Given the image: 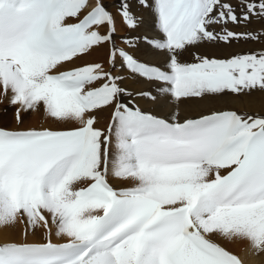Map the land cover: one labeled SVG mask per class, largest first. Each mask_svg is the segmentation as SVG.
<instances>
[{"label":"snow or ice","instance_id":"snow-or-ice-1","mask_svg":"<svg viewBox=\"0 0 264 264\" xmlns=\"http://www.w3.org/2000/svg\"><path fill=\"white\" fill-rule=\"evenodd\" d=\"M115 8L130 32L143 22L134 9L153 14L158 35L142 39L164 56L162 67L117 47L104 0H0L5 112L17 126L40 112L79 125L0 127V229L19 223L25 237L42 235L0 243V264H244L218 239L264 255V117L213 111L181 122L178 112L165 119L136 102L264 91V50L227 59L189 51L260 42L264 32L228 25L264 22V0H118ZM140 40L121 43L135 50ZM103 46L108 71L65 67ZM186 53L193 62L182 61ZM121 71L157 87L133 94ZM106 108L101 130L94 113Z\"/></svg>","mask_w":264,"mask_h":264},{"label":"bare ground","instance_id":"bare-ground-1","mask_svg":"<svg viewBox=\"0 0 264 264\" xmlns=\"http://www.w3.org/2000/svg\"><path fill=\"white\" fill-rule=\"evenodd\" d=\"M92 1L90 0V3ZM139 17H143V22L139 25L136 31L130 32L131 36L140 37L141 40L139 41V45L135 50L128 49L127 51H131V53L137 58L141 60V62H146L151 65H158L163 66L164 64V56L153 51L150 47L143 43V37L147 36L149 38L155 37L158 35L157 30L154 24V17L153 14L146 11V10H138L137 12ZM82 18V16H81ZM67 23L72 24L76 23L75 19L69 18ZM117 28V27H116ZM119 31V28H117ZM206 45H201L198 50L205 48L212 56L215 52V47H205ZM109 49L107 46L103 47H95L93 50L90 51L89 54H86L79 59H76L74 63L67 64L66 68L83 66L85 64L90 63H100L102 65L107 63V53ZM191 52V51H190ZM208 53V54H209ZM108 66V65H107ZM117 67H119V62L117 63ZM113 74H117L113 72ZM120 75H124L125 79L121 83V86L128 89L133 94L143 91V90H155L157 87L153 84H148L140 78H137L126 71H121ZM243 96V95H242ZM206 97V96H205ZM263 98V97H262ZM128 98H125V101ZM206 102L200 103V102ZM139 107L145 111H151L152 114L169 119L172 115L178 112L179 120L182 122L186 118H198L201 115H207L212 113L213 111H235L237 114L241 115H253V116H260L264 117V105H257L255 108L252 103L249 102L247 98L244 96H236V95H218L211 98H194V99H187L182 100L179 104L174 102L165 103L163 101L158 103H150L145 102L142 99L137 98L136 100ZM260 102V101H259ZM261 103V102H260ZM212 105V106H209ZM111 108H106L102 110H97L94 115L96 118L95 127L101 130H106L107 126L111 120ZM57 122H53L46 118L45 125H34V124H25L21 127H17L15 124H12L10 128H6L9 130H27V129H37L40 130L42 128H48L54 131H63V130H70L72 128L78 127L75 123H63V126H55ZM25 227L21 224H17L14 228H3L0 229V243L10 242V243H38L42 240L41 233L37 232L36 235H32L31 232L25 237L24 236ZM223 239H218L217 241H222ZM53 242H65L63 240H56L53 239ZM222 244V242H221ZM227 244V243H226ZM236 244V243H235ZM234 245V244H232ZM240 245V244H239ZM238 246V245H237ZM227 247V246H226ZM232 250L234 247L232 246ZM228 250V249H227ZM230 251V250H229ZM234 252V251H233Z\"/></svg>","mask_w":264,"mask_h":264},{"label":"rangeland","instance_id":"rangeland-1","mask_svg":"<svg viewBox=\"0 0 264 264\" xmlns=\"http://www.w3.org/2000/svg\"><path fill=\"white\" fill-rule=\"evenodd\" d=\"M104 3H105V6L107 7V9L110 12H112L113 15L116 17V27L119 28V31H117V28H116V33H115L114 39L116 41L117 47L124 48L127 51L128 48L126 45L121 43V38L122 37H129V36H131V34H130V32H128L129 30L122 24L119 16L116 15L115 5L118 3V0H104ZM134 12L136 13L137 17H139L137 14L138 10L134 9ZM228 28H229V30H231L233 32H255V33H259V32H264V22L253 20L247 26L241 25V26L237 27V26H233V25L229 24ZM217 30H219V29H217ZM104 31H105L104 29H101L102 33ZM131 37H135V36H131ZM139 44L140 43L138 41V45ZM203 45H206L205 47H212V48L215 47L214 55L212 56L208 51L205 50V48H202L201 50L190 49L189 51L198 52L200 55L207 56L209 58L227 59V58H230L231 56L237 55V54H245V53H251V52H255V51L264 50V38H262L260 42H252V41L236 42V41H233L231 44H228V45H225V44H217V45L203 44ZM106 53H107L106 59L108 60L109 52H106ZM136 59L140 60L138 57ZM181 59L184 62H193L192 56L188 53H186ZM107 65H108V63L103 65L105 71L109 70V65L108 66ZM225 94L236 95V96H241V97L244 96L245 98H247L249 100L250 103H252V105L255 108H257L258 104L264 105V91L256 90V91H252L251 94H243V93L238 94V95L237 94H231V93H225ZM225 94H223V95H225ZM211 97H215V96H206L204 98H211ZM200 103L207 104L204 101L200 102ZM209 106H212V105H209ZM6 108H7L6 102L3 104H0V127L10 128V126L12 124H15V122L13 119L12 111L9 110V111L5 112ZM45 121H46V117L43 116L42 112H40V113H28V114L24 115V123L22 125L31 123L34 125L46 126ZM22 125H20V126L16 125V126L21 127ZM55 126H63V123L57 122ZM21 225L25 227L24 224H21ZM216 242H218L219 244H221V242H222L221 246L225 247L226 250L227 249H228V251L230 250V252L237 255L239 258H241L244 261V264H264V255H259V256L251 255L249 252V249H248L247 242H243V241L228 242L225 240L216 241ZM232 244H234V245H232ZM232 246L234 247V250H232L233 249Z\"/></svg>","mask_w":264,"mask_h":264}]
</instances>
